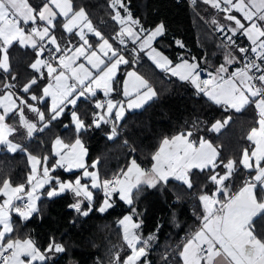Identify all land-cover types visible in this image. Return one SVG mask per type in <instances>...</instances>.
Returning a JSON list of instances; mask_svg holds the SVG:
<instances>
[{"label": "snow or ice", "instance_id": "1", "mask_svg": "<svg viewBox=\"0 0 264 264\" xmlns=\"http://www.w3.org/2000/svg\"><path fill=\"white\" fill-rule=\"evenodd\" d=\"M204 2L225 13V20L230 23L219 24L216 20L213 23L218 24L219 31L230 33L226 36L228 46L240 54L236 56L233 51H229L225 62L216 68L215 73H208L207 79L201 78V72L205 69L200 67L195 57L192 62L181 58L182 62L173 66L167 56L152 47V42L164 34L165 25L160 23L151 30L141 26L137 30L135 26L140 24V20L133 17L125 0H111L109 5L115 11L112 19L121 26L113 39L119 40L120 44H125V37L139 42L140 50L149 49L148 55L158 68L170 72L180 81L188 82L198 94H204L217 105L223 104L240 111L254 104L258 127H252L247 135V140L253 142L254 146L244 148L238 160L218 162L220 154L212 142L202 137L199 140L190 139L193 136L191 131L180 132L162 139L158 150L151 157L153 163L149 169L142 168L133 159L126 170L122 169L112 179L101 180L98 171L88 170L89 167L95 169L97 161L90 166L86 164L87 149L79 137L71 144H65L57 138L53 150L58 159L51 168L48 166V157L41 158L29 153L31 170L26 183L13 186L10 179L0 181V194L4 197L0 203V264H34L36 261L46 264L49 254L66 251L64 245L55 239H51L42 252L31 238H8L14 232L12 214L26 221L38 212L37 201L41 199L38 193L46 185L48 198L71 192L75 202L69 207L86 217L93 210V190H102L103 199L96 210L104 213L113 207V194H118L120 200L132 206L134 196L142 187L167 185L170 179L180 181L191 190L194 188V169L210 173L206 175V180L215 191L209 194L207 185L201 189L198 196L203 206L201 226L182 246L180 256L183 264H264V240L257 237L253 224L254 218L264 216V0ZM52 6L58 11H54ZM233 10L240 15L232 14ZM59 18L66 21L62 23V29L78 35L82 42L73 49L61 47L53 34L57 26L54 22H59ZM85 29L99 38L95 47L85 38ZM141 33L145 35L141 36ZM238 35L246 37L250 46L238 45L235 40ZM13 41L36 49L37 58L30 67L38 76L23 86V92L29 93L32 86H39L41 79H48L49 82L41 90L42 95L32 94L30 99L40 101L44 97H51L52 103L46 116L27 99H14L15 94L11 91L0 94V109L3 110L0 113V146L11 153L18 150L26 152L27 149L9 139L17 128L6 123L7 118L18 115L20 125L31 137L34 131H43V128L37 129L36 123L48 127L64 113L68 105L75 106L80 97L95 96L97 89H102L105 97H108L117 90L114 86L118 83L115 77L119 66L129 64V60L113 48L109 39L93 27L85 9L74 8L73 0H38L35 7L28 0H0V69L5 73L10 71L7 51ZM176 43L183 47L180 41ZM44 54L47 59L41 58ZM81 57L90 68L84 63H77ZM237 61L241 66L229 73L226 65H234ZM4 87L8 89L12 85ZM121 88L126 100L97 101L95 108L104 111L93 112L91 124H86L73 110L71 116L77 132L92 126L98 128L101 123H112L111 139L117 134L116 125L111 120L113 116L118 121L123 118L125 107L140 108L157 95L149 82L134 71L127 72ZM26 111L35 114V123L26 117ZM227 123V120L223 123L216 121L211 130L218 132ZM217 167H222L223 173L217 172ZM55 168L83 171L82 176H76L74 180H61L50 174ZM243 170H247V175L243 178L242 186L232 193L229 182ZM83 178H89L91 183H82ZM84 202L89 204L87 209L82 207ZM137 215L136 208L132 207L131 212L119 221L123 227V240L131 254L122 261L117 254L116 264H144L141 257L146 256L151 237L144 239L138 233L141 223L134 220ZM141 243L144 246H138Z\"/></svg>", "mask_w": 264, "mask_h": 264}, {"label": "trees", "instance_id": "2", "mask_svg": "<svg viewBox=\"0 0 264 264\" xmlns=\"http://www.w3.org/2000/svg\"><path fill=\"white\" fill-rule=\"evenodd\" d=\"M125 2L133 17L140 20L143 28L150 29L160 23L165 25V32L157 38L156 45L167 52L173 61L182 57H195L200 67L207 68L217 59L220 64L228 54L220 47L212 30L213 25L209 22V18L217 17V11L205 8L202 1L196 0L195 8L186 0H125ZM110 3L111 0H73L74 8L76 10L84 8L94 26L105 38L116 44L118 42L113 37L120 31V25L112 19L115 11L110 8ZM221 14L223 15V12ZM213 28H218L217 24ZM56 32L64 34L58 29ZM70 36L72 35H68L67 38ZM239 37L246 39L243 36ZM96 40L99 41L98 38ZM176 41H180L183 47ZM7 52L10 71L5 73L0 69V92L9 89L19 97L28 96L29 93L23 92V86L38 76L30 67L36 58V49L24 47L16 42L8 47ZM126 53L129 64L121 66L115 78L118 83L114 87L117 90L108 97L99 93L90 99L80 98L75 106H67L64 113L48 127H44L43 131L37 130L31 137L22 135L20 129L22 127H18V115L10 116L7 120L17 128L10 136L11 139L38 157L49 156L48 162L53 165L56 162V155L52 154L54 141L58 137H63L66 142L73 143L76 139V127L71 112L75 110L86 124H91L92 113L98 112L94 102L99 97H113L119 101L123 96L121 85L125 73L129 68H134L155 88L157 97L142 109L129 110L124 114L118 124L122 131L121 135L116 131L117 134L109 138L112 129L110 123H101L98 128L92 126L80 132L87 148V165L90 166L97 161L96 169L101 179L116 174L129 163L133 156L132 147L138 151L139 154L135 156L140 162L149 163L162 139L180 132L191 131L193 133L191 138L194 140L202 137L212 142L220 154L218 162L238 160L244 148L253 147V143L247 140V135L252 127L258 126L254 104H249L240 111L225 109L223 105L215 104L204 94H198L194 86L188 82L180 81L178 77L156 67L145 52H141L137 58L132 51L126 50ZM47 81L49 80L41 79L39 86H32L30 93L41 96V90ZM4 85L12 87L5 89ZM36 102L47 116L50 109L49 100L34 103ZM225 120L228 123L218 132L211 130L216 121L223 123ZM126 139L129 140V144L125 142ZM27 151L18 150L15 153L6 149L0 151V181L10 179L13 185L26 183V177L31 170ZM82 171L56 168L53 173L66 180L81 176ZM206 175H210L207 170L204 173L193 170L194 188L191 190L173 179H170L167 185H158L156 188L142 187L134 196L132 206L125 204L115 195L113 207L104 213L96 210L103 199L102 190H94L93 210L86 217L69 207L75 202L71 192L52 198L44 194L38 200L39 211L33 213L28 220L24 221L16 214L13 215L14 232L8 238L31 237L41 250L47 247L51 239L63 244L66 251L49 254L50 258L46 264H116L117 254L122 261L130 253L123 240L119 221L135 207L138 213L135 219L141 223L142 234L144 236L156 234L152 248L144 259H148L149 264H182V258L178 254L182 246L180 236L189 229H194L201 220L198 214L201 213L198 199L201 189L207 185L209 194L215 191L212 184L206 180ZM246 175L247 170H243L229 182L232 193L242 186ZM82 207L87 209L88 202H84ZM253 224L256 235L264 239V216L254 218ZM168 255L170 258L167 262L165 259Z\"/></svg>", "mask_w": 264, "mask_h": 264}, {"label": "crops", "instance_id": "3", "mask_svg": "<svg viewBox=\"0 0 264 264\" xmlns=\"http://www.w3.org/2000/svg\"><path fill=\"white\" fill-rule=\"evenodd\" d=\"M28 2L31 4V5H33L34 7L36 6V4L38 3V0H28ZM126 3V2H125ZM127 4V3H126ZM128 5V4H127ZM53 7V10L54 11H58L57 9H55V7L54 6H52ZM130 10V9H129ZM121 14L122 15H124L125 13L123 12V10L121 9ZM89 18V17H88ZM90 19V18H89ZM64 22H66L63 18H59V22H54V23H57V26H56V29L54 30V35L57 37V39H58V42L61 44V47H65V46H67L68 48H70V49H73L75 46H78L80 43H82L80 40H79V36L78 35H74V34H72V33H68V32H66V31H64L63 29H62V27H61V25H62V23H64ZM92 22V21H91ZM92 25H93V27L97 30V31H99L95 26H94V24L92 23ZM23 26V25H22ZM136 27V29L137 30H139V25H136L135 26ZM120 28H121V26H120ZM155 27H153V28H150V29H148V30H151V29H154ZM59 30V32H62V33H64V34H59L58 32H56V30ZM145 29V28H144ZM26 31H27V28H26ZM78 30H74V32H77ZM66 34V35H65ZM68 35H72V36H70L69 38H67V36ZM143 35H145V33H141V36H143ZM62 36H63V39H62ZM92 37H95V35L93 34V33H90V32H88L87 31V29H85V38L89 41V43L90 44H92L93 45V43H95V46L98 44L95 40H92L91 38ZM159 37V36H158ZM157 37V38H158ZM95 38H97V37H95ZM99 39V38H98ZM125 40H127L128 41V43L127 44H130V46H132V48L134 49H132V52H134V54L136 55V58H137V56H139L138 54H141V52H144V50H146V49H144V50H140V43L139 42H134L131 38H129V37H125ZM156 40V39H155ZM155 40L153 41V42H155ZM19 43L18 41H13V43ZM99 42V41H98ZM110 42V41H109ZM117 42L118 43H116L115 44V47H114V45H113V48L114 49H118L119 50V52H121V54L122 55H124V57H125V59H127L128 60V53H126V49L125 48H123L121 45L122 44H120L119 43V40H117ZM12 43V44H13ZM111 43V42H110ZM11 44V45H12ZM20 44V43H19ZM22 45V44H21ZM10 46V45H9ZM8 46V47H9ZM22 46H24V47H26V46H29V47H32L31 45H22ZM122 50V51H121ZM141 51V52H140ZM136 52V53H135ZM7 55H8V52H7ZM1 56H2V54H1ZM149 56V55H148ZM37 58V57H36ZM36 58L34 59V61L33 62H35V60H36ZM41 58H44L43 56L41 57ZM184 60H188L189 62H192V58H185V57H182ZM46 59V58H45ZM196 61H197V59H196ZM182 61H181V59L179 60V59H177V60H175V61H172V64H173V66L175 65V64H178V63H181ZM198 62V61H197ZM219 61H218V59L217 60H214V61H212V66L211 67H207L206 68V70L207 71H209V72H211V73H215V70H216V68H218L222 63H224L225 62V57L223 58V61L219 64L218 63ZM77 63H84L85 64V66L86 67H89L90 68V65H88L87 64V62L86 61H84V59L81 57L78 61H77ZM218 64V65H217ZM123 65V64H122ZM122 65H120L119 66V68H118V70H117V73H116V76H117V74L119 73V71H120V68H121V66ZM209 65H211V64H209ZM55 66V65H54ZM226 67H228L229 68V73L230 72H232V71H234L235 70V68H237V66H236V64L233 66V65H226ZM90 70H92V69H90ZM44 71L46 72V69H44ZM93 72H95V70H92ZM129 71H134V72H136L138 75H140V76H142L145 80H147L143 75H141L136 69H134V68H129L127 71H126V73H125V77H124V79L126 78V74H127V72H129ZM225 75H227V74H225ZM116 78V77H115ZM148 81V80H147ZM72 82V81H71ZM70 82V83H71ZM149 82V81H148ZM150 84V83H149ZM151 85V84H150ZM152 86V85H151ZM153 87V86H152ZM154 88V87H153ZM155 89V88H154ZM6 91H11L12 93H14L15 94V92H13L12 90H6ZM156 91V90H155ZM5 92V91H4ZM3 92V93H4ZM114 92V91H113ZM3 93H1L0 92V94H3ZM99 93H102V94H104V92H103V90L102 89H97L96 90V94H95V96H97ZM157 93V92H156ZM17 97H19L17 94H15L14 95V99L15 98H17ZM93 96H91V95H88V96H85L84 98H88V99H90V98H92ZM156 97H157V95H156ZM156 97H154L153 99H155ZM80 98H83V97H80ZM79 98V99H80ZM79 99L77 100V102L79 101ZM107 99H112L113 101H118V100H116V99H114L113 97H111V98H102V97H99L97 100H96V102L97 101H100V102H104V101H106ZM152 99V100H153ZM124 100H126V98H124L123 96H122V98L119 100V101H124ZM152 100H149V101H147L142 107H140V108H136V109H127V107H125V113L127 112V111H133V110H138V109H142L145 105H147L149 102H151ZM17 104L19 105V99H17ZM35 104H37L38 106H39V104L36 102ZM221 105H223V104H221ZM73 106V105H72ZM224 106V108L225 109H233V108H231V107H228V106H226V105H223ZM2 109H0V113H2ZM104 110L103 109H101V112H103ZM78 114V113H77ZM113 118H114V116H113ZM29 120L31 121V122H36V116H34L33 118H29ZM6 123H8L9 125H12V126H14V127H16V125H14V124H11V123H9V121L6 119ZM75 125V124H74ZM36 127H37V129H38V123H36ZM258 127V126H257ZM36 131H34L33 132V134L35 133ZM32 134V135H33ZM174 135H176V134H174ZM174 135H172V136H174ZM172 136H170V137H172ZM169 137V138H170ZM9 139H11V137H9ZM190 139H193V138H190ZM12 140V139H11ZM194 140V139H193ZM13 141V140H12ZM13 142H15V143H17L16 141H13ZM253 143V142H252ZM214 146V145H213ZM214 147H216V146H214ZM86 148V147H85ZM217 148V147H216ZM3 149H6V148H4V147H2V146H0V151H2ZM87 149V148H86ZM46 157H48V160H49V156H46ZM56 157V160H57V156H55ZM56 163V162H55ZM54 163V164H55ZM53 164V165H54ZM48 166L51 168L52 167V165H50L49 164V162H48ZM38 167H40V166H38ZM145 169H149V168H146L145 166H143ZM56 169V168H55ZM54 169V170H55ZM53 170V171H54ZM88 170L89 171H95V170H91V169H89L88 168ZM195 170V169H194ZM53 171L51 172V174H53ZM89 180L88 182H87V180ZM102 180V179H101ZM85 181H86V183H88V184H90L91 183V181H90V179L89 178H85ZM93 192H94V190H93ZM95 195V194H94ZM224 199V198H223ZM200 208H201V213H198L199 214V216L201 217V215H202V213H203V206H202V204H201V202H200ZM196 227V225L194 226V228ZM190 230V229H189ZM256 234V233H255ZM258 237V236H257ZM29 238H31V237H29ZM258 238H260V237H258ZM32 239V238H31ZM261 239V238H260ZM262 240H264V239H262ZM38 247V246H37ZM39 248V247H38ZM41 250V249H40ZM42 252H43V250H41ZM180 255V254H179ZM181 257V256H180ZM182 258V257H181ZM36 262H40V261H36ZM182 264H183V259H182Z\"/></svg>", "mask_w": 264, "mask_h": 264}, {"label": "rangeland", "instance_id": "4", "mask_svg": "<svg viewBox=\"0 0 264 264\" xmlns=\"http://www.w3.org/2000/svg\"><path fill=\"white\" fill-rule=\"evenodd\" d=\"M200 1H202L203 2V4L205 5V8H208V9H210V8H212V9H214V10H216L217 11V17L215 16L214 18H209V22H211V24L213 25V27L216 25V24H214L213 23V20H216V21H218L219 22V24H226V23H230V22H228V21H226L225 20V13H223V15L221 14V12H219V9H217V8H213L212 6H211V4H208V3H205L204 2V0H200ZM232 14H234V15H237V16H239L240 14L239 13H236L234 10H233V13ZM223 18H222V17ZM213 17V16H212ZM217 26H218V24H217ZM139 27H141V25L139 24ZM212 27V26H211ZM209 28H210V26H209ZM210 30H211V28H210ZM230 34V33H229ZM239 37V36H238ZM92 40H95L97 43H98V41L96 40V38L95 37H92L91 38ZM156 40H157V38H156ZM156 40H155V42H152V47H154V48H156L157 49V51H159V52H161L164 56H167L168 57V59L169 60H171V61H173L172 60V58L168 55V53L167 52H165V51H163L161 48H159L157 45H156ZM109 41L114 45V47H115V43L112 41V40H110L109 39ZM128 43V41L127 40H125V44H122L121 46L123 47V48H125L126 50H128L129 52H131L132 51V49L133 48H131L132 46H130V44H127ZM93 46L95 47V43H93ZM134 50V49H133ZM142 51V50H141ZM140 51V52H141ZM148 51H149V49H146V50H144V52H145V54L148 56ZM121 53V52H120ZM133 53V52H132ZM136 53V52H135ZM139 55V54H138ZM149 57V56H148ZM150 58V57H149ZM128 59H129V57H128ZM151 59V58H150ZM85 61V60H84ZM151 61L153 62V64L156 66V64H155V62L151 59ZM210 63V62H209ZM212 64V63H211ZM234 66V65H233ZM157 67V66H156ZM205 70H206V68L205 67H203ZM238 68V67H237ZM207 71V70H206ZM167 73H169L170 75H172L170 72H168L167 71ZM49 81H47V83H48ZM71 81H69V83H70ZM47 83L44 85V87L47 85ZM32 94H34L33 92H29V94H28V96H21V97H23L24 99H27L28 100V102L29 103H31V104H33L34 106H36L37 108H39L38 107V105L37 104H35L34 102H33V100H31L30 99V96L32 95ZM45 99H48L49 100V106L51 107V103H52V101H51V97H44L43 98V100H45ZM42 100V101H43ZM68 106H71L72 107V105H68ZM233 110H236V109H233ZM25 115H26V117L29 119V118H33L34 116H35V114L34 113H32V112H29V111H26L25 112ZM111 120L115 123V125L117 126V128H119V123L121 122V119L120 120H115V118H111ZM73 124H75L74 123V121H73ZM18 127H22V125H20V123H19V125H18ZM40 128H44V124H42V123H38V129H40ZM21 129V132L23 133L22 135H25V137L27 136V131H26V129H24L23 127L22 128H20ZM120 129V128H119ZM121 135V134H120ZM75 136H76V138L77 137H79L80 139H81V141L83 142V139L81 138V135H80V132H77V130L75 131ZM60 140H62L65 144H71V143H68V142H66L65 141V139L63 138V137H58ZM191 138V137H190ZM56 141V140H55ZM55 141H54V143H55ZM209 141V140H208ZM75 142V141H74ZM73 142V143H74ZM125 142L126 143H130L129 142V140H125ZM18 143V142H17ZM54 143H53V146H54ZM83 145H84V147H85V144H84V142H83ZM254 146V145H253ZM132 150H133V153H132V159L129 161V163L123 168L124 170H126L127 169V166L128 165H130V163H131V161L133 160V159H135L136 160V162L138 163V164H140V166L142 167V168H144L143 166H145L146 168H149V167H151V164L153 163V161H152V159H150V161H149V163L147 162V163H145V164H143L142 162H140L139 160H138V158L135 156L136 154H139L138 153V151L134 148V147H132ZM218 150V149H217ZM135 151V152H134ZM219 152V151H218ZM27 153L29 154L30 152L29 151H27ZM30 154H32V153H30ZM52 154L53 155H55V152H54V150H53V147H52ZM32 155H34V154H32ZM36 156V155H35ZM38 157V156H37ZM57 159H58V157H57ZM85 162H86V164H87V156L85 157ZM143 164V165H142ZM30 166H31V164H30ZM145 169V168H144ZM75 170H78V169H72L71 171H75ZM91 170H95V171H97V169L95 168V169H91ZM216 171L217 172H221V173H223V169H222V167H217V169H216ZM51 174V173H50ZM51 175H53V176H55V177H59L60 179H61V176H59V175H55V173H53V174H51ZM82 176V175H81ZM61 180H63V179H61ZM66 180H74L73 178H68V179H66ZM87 180V179H86ZM89 180H87V182H88ZM82 183H86V181H85V178H83V180H82ZM13 186H15V185H13ZM47 186V185H46ZM46 186H45V189H46ZM45 189H41V190H39V193L38 194H40L41 195V197L44 195V194H46V191H45ZM115 195H117L118 196V194H113V197H112V203H114V197H115ZM119 197V196H118ZM3 199H4V197L2 196V194H0V203H2L3 202ZM124 202V201H123ZM125 203V202H124ZM126 204V203H125ZM37 207H38V201H37ZM108 210V209H107ZM131 212V211H130ZM130 212H128V213H126V214H124L121 218H120V220L121 219H123V217L125 216V215H128ZM15 213H13L12 214V218H13V215H14ZM134 220L136 221V222H139V221H137L136 219H135V216H134ZM121 230H122V233H123V227L121 226ZM138 233L139 234H141L142 236H143V238L144 239H148L149 237H151V239L149 240V243H148V245H147V248H146V256L145 257H147V255H148V253H149V250L152 248V241L156 238V234H154V233H152V234H150V235H148V236H144L143 234H142V232H141V227H140V229L138 230ZM186 243V242H185ZM126 244V243H125ZM138 246H144L142 243L141 244H139ZM182 246H183V244H182ZM182 246H181V248L178 250V254H180V252L183 250L182 249ZM131 254V250H130V253L128 254V255H130ZM145 257H141V262H144V264H149V260L147 259V260H145L144 258ZM168 257L170 258V255H168ZM126 258V257H125ZM138 264H140V262H138Z\"/></svg>", "mask_w": 264, "mask_h": 264}, {"label": "built area", "instance_id": "5", "mask_svg": "<svg viewBox=\"0 0 264 264\" xmlns=\"http://www.w3.org/2000/svg\"><path fill=\"white\" fill-rule=\"evenodd\" d=\"M214 31H216V32H220L222 45H223V47L225 48V50H226L227 52H229V51H233V54H234V55H236V56H239V55H240V54H239L238 52H236L235 50L230 49V47L228 46V43H227V39H226V36H227V35H226V34H224L222 31H219L218 28H215ZM235 40H236V43H237L238 45H240L241 47H247V46H250V41H248L247 39H241L240 37L237 36V37H235ZM44 43L47 44V43H48L47 40H45ZM249 55H252V54L250 53ZM43 57L47 59V55H46V54H44ZM235 64H236L237 67H240V66H241V63H240L239 61H237ZM201 68L204 69L203 67H201ZM208 73H211V72L206 71V70L203 71V72H201V78H202V79H207V78H208V75H207ZM94 104H96V102H94ZM97 111H98V112H101V109H97ZM110 124L112 125V123H110ZM116 131H117L119 134H122V131H121L119 128H117V126H116ZM134 152H135V151H134ZM119 173H120V171H118L116 174H114V175H112V176H110V177H106V178H104V179H112L115 175H117V174H119ZM200 226H201V220H199V221L197 222V225H196V227H195L194 229L182 233L181 236H180V245L184 244V243L186 242V240H187L188 238H190V236H191V235H192V234H193V233H194V232H195ZM177 246H178V245H177ZM168 259H169V257H167V258L165 259V261L168 262Z\"/></svg>", "mask_w": 264, "mask_h": 264}, {"label": "bare ground", "instance_id": "6", "mask_svg": "<svg viewBox=\"0 0 264 264\" xmlns=\"http://www.w3.org/2000/svg\"><path fill=\"white\" fill-rule=\"evenodd\" d=\"M186 1H188L191 4V6L195 8L196 0H186ZM214 29L215 28L212 27L213 33H214L215 37L217 38L220 47L224 48L223 45H222L220 32H216V31H214ZM223 33L226 34V35H230V34H228L226 32H223ZM224 50H225V48H224ZM120 172H121V170H120Z\"/></svg>", "mask_w": 264, "mask_h": 264}]
</instances>
